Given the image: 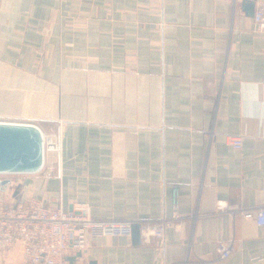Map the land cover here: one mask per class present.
Wrapping results in <instances>:
<instances>
[{"label": "crops", "instance_id": "0c3cea01", "mask_svg": "<svg viewBox=\"0 0 264 264\" xmlns=\"http://www.w3.org/2000/svg\"><path fill=\"white\" fill-rule=\"evenodd\" d=\"M0 121L61 143L39 172L0 176L5 204L179 216L162 246L140 226L138 244L89 236L60 264H264V227L229 210L264 204V37L241 0H0ZM0 264H25L21 245Z\"/></svg>", "mask_w": 264, "mask_h": 264}, {"label": "built area", "instance_id": "2783aa9c", "mask_svg": "<svg viewBox=\"0 0 264 264\" xmlns=\"http://www.w3.org/2000/svg\"><path fill=\"white\" fill-rule=\"evenodd\" d=\"M251 19L254 30L264 37V0H255ZM41 133L44 161L49 153L59 160L60 133L48 134L42 130ZM229 143L235 149H240L241 137L230 136ZM173 195H176L175 186ZM228 207L225 201H220L217 205L218 211H224ZM229 210H239L245 218L254 219L256 225L264 227V204L259 207H238ZM178 218V215H173L171 218L147 221L140 225L142 234L155 237L162 246L165 229L174 225ZM134 222L125 219L92 218L86 203H79L71 210H64L60 205L44 206L32 196L20 199L14 204H5L0 199V250H6L19 243L25 264H60L69 250L84 249L89 236L130 237ZM232 247V241L218 242L219 258L228 257Z\"/></svg>", "mask_w": 264, "mask_h": 264}, {"label": "water", "instance_id": "95a60500", "mask_svg": "<svg viewBox=\"0 0 264 264\" xmlns=\"http://www.w3.org/2000/svg\"><path fill=\"white\" fill-rule=\"evenodd\" d=\"M254 5L255 0H241V8L246 16H253ZM43 164L44 152L40 128L33 123L0 121V174L36 173L42 169ZM8 182V179H2L0 185H6ZM131 240L134 244L140 241L138 222L132 223ZM76 255L79 256L80 252ZM89 264L96 263L90 261Z\"/></svg>", "mask_w": 264, "mask_h": 264}, {"label": "rangeland", "instance_id": "374dc122", "mask_svg": "<svg viewBox=\"0 0 264 264\" xmlns=\"http://www.w3.org/2000/svg\"><path fill=\"white\" fill-rule=\"evenodd\" d=\"M2 174H0V176H1ZM5 175H7L8 177H20L19 175H16V174H5Z\"/></svg>", "mask_w": 264, "mask_h": 264}]
</instances>
